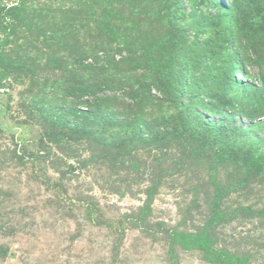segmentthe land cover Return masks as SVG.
I'll return each mask as SVG.
<instances>
[{"label":"rangeland","instance_id":"374dc122","mask_svg":"<svg viewBox=\"0 0 264 264\" xmlns=\"http://www.w3.org/2000/svg\"><path fill=\"white\" fill-rule=\"evenodd\" d=\"M0 264H264V0H0Z\"/></svg>","mask_w":264,"mask_h":264}]
</instances>
